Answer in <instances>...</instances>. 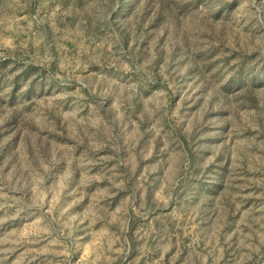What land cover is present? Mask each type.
Instances as JSON below:
<instances>
[{
    "label": "rangeland",
    "instance_id": "1",
    "mask_svg": "<svg viewBox=\"0 0 264 264\" xmlns=\"http://www.w3.org/2000/svg\"><path fill=\"white\" fill-rule=\"evenodd\" d=\"M78 185L135 264H264V0H0V264L69 263Z\"/></svg>",
    "mask_w": 264,
    "mask_h": 264
},
{
    "label": "crops",
    "instance_id": "2",
    "mask_svg": "<svg viewBox=\"0 0 264 264\" xmlns=\"http://www.w3.org/2000/svg\"><path fill=\"white\" fill-rule=\"evenodd\" d=\"M89 181L94 184L92 177ZM78 186L76 194L81 195V201L76 203V215L66 223L67 234L62 238V252L68 255V264H135L133 259L142 249L128 247L126 233L134 238L149 237L136 225L137 198L130 202L124 198L101 202L89 195L92 186L87 187L91 188L89 191Z\"/></svg>",
    "mask_w": 264,
    "mask_h": 264
}]
</instances>
